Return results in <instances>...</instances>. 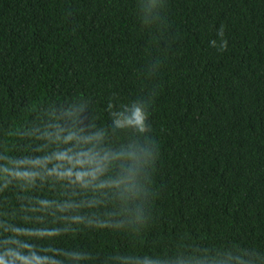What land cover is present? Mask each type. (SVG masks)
<instances>
[{
  "label": "trees",
  "instance_id": "trees-1",
  "mask_svg": "<svg viewBox=\"0 0 264 264\" xmlns=\"http://www.w3.org/2000/svg\"><path fill=\"white\" fill-rule=\"evenodd\" d=\"M154 2L0 0V264H264V0Z\"/></svg>",
  "mask_w": 264,
  "mask_h": 264
},
{
  "label": "clouds",
  "instance_id": "clouds-1",
  "mask_svg": "<svg viewBox=\"0 0 264 264\" xmlns=\"http://www.w3.org/2000/svg\"><path fill=\"white\" fill-rule=\"evenodd\" d=\"M151 7H155V2L153 0V4ZM219 35L223 37L224 32H223V26L221 27L219 31ZM213 45L215 46V41L212 42ZM227 46L226 41H222L220 44V49L223 50ZM146 111L144 108V105L142 104H134L131 106L129 110L126 111V113H120L119 118L114 120V126L116 128H135L139 132H144L145 129V120H146ZM130 155H135V153H130ZM144 155H147V153H144ZM143 264H154L153 261H150L148 259H145Z\"/></svg>",
  "mask_w": 264,
  "mask_h": 264
}]
</instances>
